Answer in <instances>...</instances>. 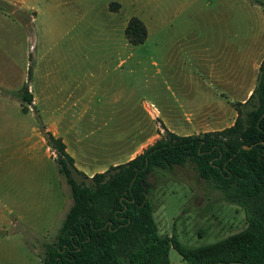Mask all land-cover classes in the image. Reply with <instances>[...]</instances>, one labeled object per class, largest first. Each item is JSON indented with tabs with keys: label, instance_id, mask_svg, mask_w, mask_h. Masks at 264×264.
Masks as SVG:
<instances>
[{
	"label": "rangeland",
	"instance_id": "obj_1",
	"mask_svg": "<svg viewBox=\"0 0 264 264\" xmlns=\"http://www.w3.org/2000/svg\"><path fill=\"white\" fill-rule=\"evenodd\" d=\"M28 1L38 7L33 23L15 7L0 8V94L12 95L10 107L0 109V240L27 248L42 264L73 205L47 135L63 141L83 181L134 159L166 131L202 135L232 126L264 62V6L258 0ZM133 19L147 30L142 45L126 35ZM24 87L31 105L16 95ZM150 179L162 236L175 231L196 248L247 226L245 211L192 164L157 168ZM169 258L188 264L174 249Z\"/></svg>",
	"mask_w": 264,
	"mask_h": 264
},
{
	"label": "trees",
	"instance_id": "obj_2",
	"mask_svg": "<svg viewBox=\"0 0 264 264\" xmlns=\"http://www.w3.org/2000/svg\"><path fill=\"white\" fill-rule=\"evenodd\" d=\"M126 35L138 46L147 30L133 19ZM16 95L24 104L33 103L28 88ZM236 108L237 118L228 128L186 136L166 131L134 159L83 181L77 180L81 172L63 141L47 135L73 205L42 264H170L173 249L188 264H264V62L252 94ZM187 164L225 201L245 211L244 230L196 248L186 247L175 231L160 234L149 199V173Z\"/></svg>",
	"mask_w": 264,
	"mask_h": 264
},
{
	"label": "crops",
	"instance_id": "obj_3",
	"mask_svg": "<svg viewBox=\"0 0 264 264\" xmlns=\"http://www.w3.org/2000/svg\"><path fill=\"white\" fill-rule=\"evenodd\" d=\"M3 6L15 7L13 9L17 8L18 12L24 13V15L26 16H28L29 14L31 23L37 20V15L34 12L38 7L35 4L29 3L28 0H0V8H4ZM3 12L4 11L0 9V19H2V15L4 14ZM0 89L2 88L0 87ZM11 100V94H7V96L6 94H4L3 96L0 94V109L2 108V106H6V103L10 107ZM7 242L9 241L5 239L0 240V264H41V262L37 259V256L33 255L30 250H27V248L18 246L16 247L17 249H13Z\"/></svg>",
	"mask_w": 264,
	"mask_h": 264
},
{
	"label": "water",
	"instance_id": "obj_4",
	"mask_svg": "<svg viewBox=\"0 0 264 264\" xmlns=\"http://www.w3.org/2000/svg\"><path fill=\"white\" fill-rule=\"evenodd\" d=\"M243 149L249 150V149H251V147L244 146ZM152 174H153V171L149 173V180H148V182H149L150 184L154 182L153 180L150 179V176H151Z\"/></svg>",
	"mask_w": 264,
	"mask_h": 264
}]
</instances>
